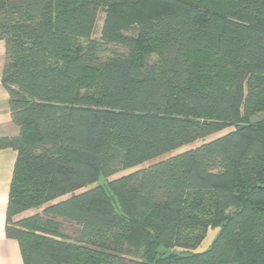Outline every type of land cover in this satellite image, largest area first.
I'll return each mask as SVG.
<instances>
[{"label":"trees","instance_id":"obj_1","mask_svg":"<svg viewBox=\"0 0 264 264\" xmlns=\"http://www.w3.org/2000/svg\"><path fill=\"white\" fill-rule=\"evenodd\" d=\"M0 40L25 264H264V0H0Z\"/></svg>","mask_w":264,"mask_h":264},{"label":"crops","instance_id":"obj_2","mask_svg":"<svg viewBox=\"0 0 264 264\" xmlns=\"http://www.w3.org/2000/svg\"><path fill=\"white\" fill-rule=\"evenodd\" d=\"M5 60V42L0 40V137L20 133V127L12 120L9 93L2 81ZM15 160L14 150L0 149V264H25L18 241L6 235V212Z\"/></svg>","mask_w":264,"mask_h":264},{"label":"rangeland","instance_id":"obj_3","mask_svg":"<svg viewBox=\"0 0 264 264\" xmlns=\"http://www.w3.org/2000/svg\"><path fill=\"white\" fill-rule=\"evenodd\" d=\"M104 18H105V14H102L101 17H100V21H99V26H98L97 33H96V35H95V38H96V39H99L100 36H101V30H102V26H103V23H104ZM263 118H264V112H261V113L255 115V116L253 117L252 120H253V121H257V120H260V119H263ZM230 130H232V128H228V129L223 130V131H221V132H219V133H217V134H215V135H212L211 137L207 138L206 140H210V139L216 138V137H218V136H221V135L227 133V132L230 131ZM201 143H202L201 140L196 141V142H194V143H192V144H189V145H186V146L180 148L179 150L175 151L174 153L181 152V151H184V150H188V149H190V148H193V147H195V146L200 145ZM169 155H170V154H169ZM169 155H166V156H169ZM135 169H136V168L123 170V171L119 172L118 174H116V175L110 177L109 179H112V178H115V177L121 176V175H123V174H127V173H129V172H131V171H133V170H135ZM96 185H98V183L94 184L93 186H96ZM67 228H69V226H67ZM68 231H71V230L68 229ZM214 234H215V232H211V233L209 234L208 238L206 239V241L204 242V244H203V246H202L203 249L206 248V247L208 246V244L210 243L211 239L214 237Z\"/></svg>","mask_w":264,"mask_h":264}]
</instances>
